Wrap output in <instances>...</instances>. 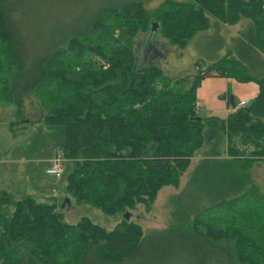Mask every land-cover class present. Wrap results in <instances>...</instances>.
Masks as SVG:
<instances>
[{"label":"trees","instance_id":"obj_1","mask_svg":"<svg viewBox=\"0 0 264 264\" xmlns=\"http://www.w3.org/2000/svg\"><path fill=\"white\" fill-rule=\"evenodd\" d=\"M145 1L97 0L81 28L74 16L38 49L24 27L23 0H0V102L21 113L40 94L47 111L38 121L65 128L61 151L71 169L64 198L123 213L112 228L88 215L70 222L58 200L3 190L0 264H264V190L252 170L264 159V0H163L153 10ZM242 15L250 20L244 37L232 38L236 50L206 64L201 52L192 78L171 77L149 61L159 47L155 22L182 46L210 28L204 38L212 52L217 44L207 38ZM141 29L155 45L148 39L143 54L144 42L139 48L134 41ZM216 73L256 81L259 92L226 117L202 116L197 88ZM18 115L9 122L13 132L25 122ZM198 151L190 184L171 210L177 220L145 232L132 209H150L163 186H178Z\"/></svg>","mask_w":264,"mask_h":264},{"label":"rangeland","instance_id":"obj_2","mask_svg":"<svg viewBox=\"0 0 264 264\" xmlns=\"http://www.w3.org/2000/svg\"><path fill=\"white\" fill-rule=\"evenodd\" d=\"M98 1L105 3L107 0ZM162 1L163 0H146L145 6L149 8L148 10H153L155 7H158ZM95 3L98 4L97 0H23L21 3V17L29 22L30 28L24 26L28 32L27 35L29 40L38 49H41L50 39L52 35L51 29L60 28L65 24L71 26L74 21H76L73 20L74 16L79 17L74 27L81 28L84 25L86 17L94 10L93 7ZM48 15L53 16V19H48ZM210 18L213 20L216 16L210 14ZM249 20L248 17L242 15L239 20L234 23L223 21L220 29L221 36L215 33L207 38V41L210 43L217 44V49L214 48L212 52L206 51V39L204 38L210 28L195 30L196 32L188 40L187 44L182 46L179 43L172 42L171 39L160 30L157 32L160 23H154L152 27H156V29L153 38L155 40L154 42L158 44L159 47L156 48L154 55H152L153 59L149 57V61L161 65L165 73L169 74L171 77L191 76L192 78L196 74L197 66H200L198 60H203L204 58L201 52L208 58L204 61L206 64L210 61L209 59H213L217 54L223 55L226 53L229 47L236 50L235 45L237 42L233 41L231 38L238 35L240 31L246 27L247 21ZM149 33L150 31L148 32L145 29H141L134 37L136 47L140 48L141 43H145H143L144 45L142 44L143 46L141 45L140 51L142 54L146 50V42H148V39L151 46L154 45H152L148 37ZM197 34H199V37H197ZM199 41L202 42L201 49L198 48ZM222 42L223 47L221 48L219 44ZM219 48L221 49L218 50ZM151 49L153 48L151 47ZM195 63L197 66H195ZM209 76L221 75L216 73ZM183 85L182 83V86ZM223 96L221 97L225 98ZM37 97L40 98V94L39 96L35 94L29 96L25 101V106L22 108L21 113L17 112V104L0 102V153L3 156L15 159L14 161L0 163V181L5 182L11 193H15V198H18L23 193H21L22 190L20 189L23 187V182L26 178L31 184L36 181L42 182L49 180L51 185L59 188L57 194L55 192L53 195L49 193H45V195L44 192L41 191L43 192V196H39L37 191L33 192L31 189H29L28 193L42 200H58L61 207L64 208L62 211L67 221L74 222L81 216L88 215L92 220L108 228H112L122 220V212L116 215H108L100 208L89 203H76L75 201L71 203L70 198L67 196L64 198L62 190L64 189L66 176L71 169V162L68 158H65L64 161L65 175L63 174L61 177H57L54 174L47 173L46 168L52 165V158L58 151H61L63 147L65 142V128L63 125L52 124L48 126L38 121V118L41 117L43 113H46L47 110L43 106L41 99ZM242 101H245L244 104L247 103L246 99H242L240 103H242ZM197 112L201 115L205 114L201 108H198ZM16 115L21 116L25 122L16 126V132H13L9 122L15 119ZM199 153H203V151H198V154L191 158L189 166L181 175V181L178 186L172 184L163 186L150 209L143 203H139L138 208L132 209L131 218L139 221L143 225L145 232H148L152 227L167 226L177 220L171 210L176 208L175 204L179 199L176 195L188 188L190 184L193 170L201 157ZM49 158H51V160H49ZM26 167L34 174V178L30 177L29 173L26 175ZM252 170L256 182L260 184L261 188L264 190V159L255 162L252 166ZM41 186H44V184L41 183ZM186 196L187 194L185 193V198ZM66 198L67 202H65ZM161 264H176V262L174 260L164 261L163 259Z\"/></svg>","mask_w":264,"mask_h":264},{"label":"crops","instance_id":"obj_3","mask_svg":"<svg viewBox=\"0 0 264 264\" xmlns=\"http://www.w3.org/2000/svg\"><path fill=\"white\" fill-rule=\"evenodd\" d=\"M248 23L249 22L247 21V25L244 29L247 28ZM238 35L244 37L241 31ZM258 92L259 84L253 80L241 81L229 76H206L204 79H202L200 85L197 88V109L201 108V110L204 111L205 114H202V116L214 114L221 117H226L235 109V105L240 103L242 99L249 101L254 98ZM221 96L225 98H222ZM51 158H49V160H51ZM14 160V158L3 156L0 153V163ZM25 173L26 175L29 173V176L34 178V174L31 173L27 167L25 168ZM41 183H43L44 186H41ZM4 184L5 182L0 181V192L3 190H8L11 192L7 187V184ZM29 189H31L33 192L37 191L39 196H43V192L44 194L49 193L50 195H53L55 192L57 194L59 188L51 185L49 180L42 182L36 181L35 183L31 184V182L26 178V180L23 182V187H21L20 190H22V192L25 190L28 193ZM1 231L2 227L0 225V232Z\"/></svg>","mask_w":264,"mask_h":264},{"label":"built area","instance_id":"obj_4","mask_svg":"<svg viewBox=\"0 0 264 264\" xmlns=\"http://www.w3.org/2000/svg\"><path fill=\"white\" fill-rule=\"evenodd\" d=\"M245 101H242V103H239V105H243ZM65 156L63 155L62 151H58L54 157L52 158V165L48 166L46 171L50 174H54L57 177H61L65 172Z\"/></svg>","mask_w":264,"mask_h":264},{"label":"water","instance_id":"obj_5","mask_svg":"<svg viewBox=\"0 0 264 264\" xmlns=\"http://www.w3.org/2000/svg\"><path fill=\"white\" fill-rule=\"evenodd\" d=\"M157 22H155V24H156ZM154 26V25H153ZM153 29L155 30L156 29V27H153ZM151 37V35L149 34V38ZM151 39V38H150ZM152 40V39H151ZM233 98V97H232ZM128 215V214H127Z\"/></svg>","mask_w":264,"mask_h":264}]
</instances>
